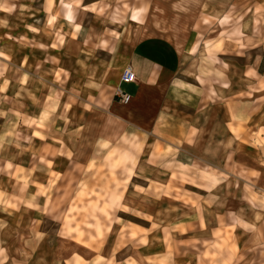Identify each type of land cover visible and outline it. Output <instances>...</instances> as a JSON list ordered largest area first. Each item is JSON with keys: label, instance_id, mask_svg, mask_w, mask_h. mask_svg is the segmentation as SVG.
Masks as SVG:
<instances>
[{"label": "crops", "instance_id": "0c3cea01", "mask_svg": "<svg viewBox=\"0 0 264 264\" xmlns=\"http://www.w3.org/2000/svg\"><path fill=\"white\" fill-rule=\"evenodd\" d=\"M9 1L14 4L11 23L0 24V264L119 263L112 240L64 232L50 208L55 193L50 195L51 191L40 186L56 175L87 168L97 161V155L111 162L109 153L131 134L138 137V144L118 148L130 152L119 161L135 169L128 188L136 190L133 184L138 182L142 190H136L141 196L136 198L137 204L132 196L125 197H130L131 209L151 216L144 221L154 231L139 241L131 259H122V264H222L219 257L205 253L203 243L218 240L219 245V232L227 230L232 232L231 243L237 251L232 253L233 264H251L253 252L264 242V209L247 197L264 199V143L252 146L255 154L247 162L241 156L243 144L235 137L228 148L232 161L226 164L224 142L215 158L209 154V139L211 130H218L219 139L224 138L231 122L226 117L231 96L249 106L244 115L234 111L233 120H249L255 133L261 128L264 135V58L258 55L243 67L245 87L237 89L234 79L231 94L226 87L225 63L218 68L222 76H217L204 74L193 61L198 43L191 47L185 41L191 30L164 29V21L145 29L142 23L139 30L127 27L109 47L93 26L85 31L81 25L82 29L69 25L73 28L67 35L60 14L50 22L44 14L34 15V0ZM255 1L263 13L252 18L258 26L249 22L244 27L239 50L255 55L262 50L264 56V0ZM79 39L83 46L76 50L72 44ZM101 41L106 45L101 46ZM128 66L136 75L127 84L131 93L120 82ZM215 80L214 87L209 86ZM118 88L130 96L128 102L116 95ZM191 130H197L198 141H189ZM195 158L217 166L218 172L227 171L226 180L211 177V183L197 189L204 192L207 202L196 209L175 199L174 187L165 192L178 177L173 176L178 162ZM191 180L193 183V177ZM229 181L232 185L226 188ZM227 190L238 202L234 222L225 221V209L213 206L215 196ZM117 208L127 213L123 207ZM50 221L62 225L56 236L46 227Z\"/></svg>", "mask_w": 264, "mask_h": 264}, {"label": "rangeland", "instance_id": "374dc122", "mask_svg": "<svg viewBox=\"0 0 264 264\" xmlns=\"http://www.w3.org/2000/svg\"><path fill=\"white\" fill-rule=\"evenodd\" d=\"M34 4L35 7L29 8V10L34 8L35 16L44 14L50 22L55 21L59 14L63 16L66 21L64 26L67 35L71 34L69 29L72 26L70 27L69 25L73 24L75 29H82L81 26H83L85 31L92 26L99 29L102 32V40L108 41L109 47L116 43L115 39L121 37V32L127 27L129 30H139L142 23H144L146 24L145 29H148L152 26L150 23L153 14H155V18H160L161 22L164 21V29H170L175 32H188L191 30L190 38H186L185 41H188L191 47L193 43H198L194 49L196 53L193 61L199 63L204 74H215L217 76H222L218 68L224 66L225 63L226 87H229L228 90L231 94L234 89V79L237 80V89L245 87L246 80L242 70L243 67L253 61V58H257L258 55L264 58L262 50H259L260 52L257 55L239 50V46L242 45L245 38L242 32L244 27L248 26L249 22H253L258 26L253 21L255 19L252 18L263 13L261 12L262 6L255 0H72L68 3L63 0H34ZM52 4L54 7H52ZM45 6L47 13L44 10ZM13 7L14 4L12 3L11 5L9 0H0V24L2 26L10 25ZM135 15L140 18L141 24L139 27L134 25L137 23ZM194 16L195 21L192 20ZM69 18L72 24L67 23ZM123 23H125V28ZM192 26L193 29H190ZM239 37L241 38L239 39ZM70 43L72 41L67 44ZM105 45L106 42L101 41V46ZM81 46H83L82 39H79L76 44H72V47L76 50ZM66 59H68V56H66ZM238 69L241 71L238 72ZM247 72H250V69ZM234 74L235 77L233 78ZM232 78L233 81H231ZM214 82L216 83L217 81H211L209 86L214 87ZM122 88L131 93L126 83L122 85ZM231 94L227 95L231 96ZM236 100H239V98ZM236 100L233 96L227 99L226 117L227 121L231 118V122H229L227 130H225L224 138L219 139L218 130H211L209 139L212 148L209 154L214 155L215 158H217L219 153L220 143L224 142L227 148L225 152L226 164L232 161L230 158L232 154L231 152L229 153L228 148L233 145L235 137L239 140V143L243 144L241 156L247 162H249L250 156L255 154L252 146L256 143H264V135L261 136L263 131L261 128H258L257 131L259 133L256 134V128H251L249 120H243L238 123L233 120L234 111L244 115L249 110L248 104H239V101L236 102ZM229 128L231 130H228ZM190 133L193 134V137L189 136L190 142L192 138L194 142H196V139L197 141L199 140L197 130H191ZM142 136L145 137L146 135L142 133ZM128 138L129 136L124 137L123 144H118L109 153L110 158H112L111 162H106L101 154L97 155V161H94V163L90 162L91 164L89 163L87 168L85 166L80 167L76 171L59 177L56 175L46 186H40L43 191H51L50 195L55 193L54 198L50 199L52 200L50 208L56 212L53 218L63 224L62 227L56 221L48 222L46 227L49 232L51 230L52 235L56 236L59 228L62 227L64 232L77 235V237H93L95 235L99 239L107 238L112 240L114 242L113 253L117 255L115 258L119 261L118 263L114 259L115 264H122V259L128 260L139 241L146 240L147 235L154 231V226L144 221L147 220L144 218L151 220V216L145 217V215L140 214V211L134 208L131 209L128 204L130 197L127 199L125 197L132 196L133 202L137 204L138 200L136 198L139 199L141 196L136 193V190H142V188L138 187L142 184H138V182L133 184L136 190L128 188L129 180L133 176L135 169L132 166L128 168L123 166L119 161L123 159L125 154L129 156L130 152L119 151L118 148H127L128 146L124 144H129L131 147L138 144L137 136L131 134L130 139ZM133 154L135 153L133 152ZM221 162L223 161L221 160ZM226 173L227 171L225 170H219L218 172L217 166L207 165L197 158L194 161L188 159V162H178L177 167L173 170V176L178 177H175L176 181L167 185L165 192L170 191V187H174L175 199L183 204L187 203L194 209L200 208L201 203L207 202V196L203 191L199 193L197 189L205 188L208 183H211V177L217 179L218 176H224L226 180ZM58 178H60V182L57 181ZM187 179L190 180V183H186ZM218 181L220 186H222V178H219ZM230 182L225 183L226 188L232 185ZM159 187H162V185H159ZM247 187L249 186L247 185ZM146 197L144 196V198ZM223 197L225 199L218 203ZM215 199L217 200L213 206H220L226 211L225 221L234 222L236 220L234 208L238 205L235 194L227 190L223 194H219V196L216 195ZM50 200H47L46 204ZM247 200L257 201L256 204L261 209H264V199L247 197ZM117 207H123L127 213L121 212ZM262 222L264 223V220ZM182 230L184 231V228ZM169 232H167L166 240L170 237ZM219 234L222 235V242L219 245L217 243L218 240L213 243L210 241L203 243L206 250L205 253L212 257H219V259H222V264H233L234 255L232 253L236 251V247L231 243L232 232L227 230L224 234L223 232H219ZM223 251L225 252L224 254ZM253 255L251 256L253 258L251 264H264V242L258 246ZM249 260L250 258L247 259V263H249ZM132 263L134 262L125 264ZM213 264H217V262L215 261Z\"/></svg>", "mask_w": 264, "mask_h": 264}, {"label": "built area", "instance_id": "2783aa9c", "mask_svg": "<svg viewBox=\"0 0 264 264\" xmlns=\"http://www.w3.org/2000/svg\"><path fill=\"white\" fill-rule=\"evenodd\" d=\"M136 80V75L131 66L126 67L120 76V82L122 84H128V83H133ZM116 95L123 101V102H128L130 99V96L127 95L125 92H123L120 88L117 89Z\"/></svg>", "mask_w": 264, "mask_h": 264}, {"label": "bare ground", "instance_id": "6f19581e", "mask_svg": "<svg viewBox=\"0 0 264 264\" xmlns=\"http://www.w3.org/2000/svg\"><path fill=\"white\" fill-rule=\"evenodd\" d=\"M63 1L65 3H68V2H70L72 0H63ZM155 13H157V12H155ZM154 16H155V14L152 15L153 18L151 19V23L150 24L157 26L161 22V20H160V18H155ZM134 17H136V19H137V23H135L134 25H136L137 27H139L140 24H141L140 18L138 16H136V15ZM67 23L68 24H72V21L70 20V18L67 19ZM168 91H169V89H168Z\"/></svg>", "mask_w": 264, "mask_h": 264}]
</instances>
